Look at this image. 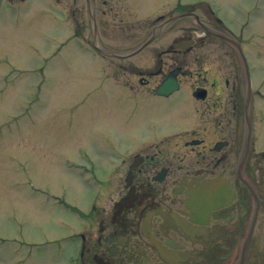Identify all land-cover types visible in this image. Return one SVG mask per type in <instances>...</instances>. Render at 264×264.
<instances>
[{
    "label": "flooded vegetation",
    "instance_id": "af4514ba",
    "mask_svg": "<svg viewBox=\"0 0 264 264\" xmlns=\"http://www.w3.org/2000/svg\"><path fill=\"white\" fill-rule=\"evenodd\" d=\"M57 1L64 47L93 50L81 102L94 95L115 124L98 134L112 140L107 164L84 146L64 159L93 194L85 209L59 199L77 223L69 264H264L260 0L251 40L245 0L230 4L238 27L214 1Z\"/></svg>",
    "mask_w": 264,
    "mask_h": 264
},
{
    "label": "rangeland",
    "instance_id": "374dc122",
    "mask_svg": "<svg viewBox=\"0 0 264 264\" xmlns=\"http://www.w3.org/2000/svg\"><path fill=\"white\" fill-rule=\"evenodd\" d=\"M4 1L0 4V264H69L77 223L72 212L48 194L86 208L93 196L91 187L67 170L64 159L78 160V148L84 146L87 157L106 162L112 140L98 134L115 124L94 95L81 102L94 83V57L75 49L73 42L72 49L61 53L67 32L61 4L28 0L18 10ZM211 1L221 4L238 27L239 16L230 6L236 7L237 0ZM245 1L248 6L241 12L245 28L240 34L251 40L256 36L252 17L247 19L252 2ZM259 4L264 10V0ZM261 30L264 37V21ZM122 109H112L116 120L123 117Z\"/></svg>",
    "mask_w": 264,
    "mask_h": 264
}]
</instances>
